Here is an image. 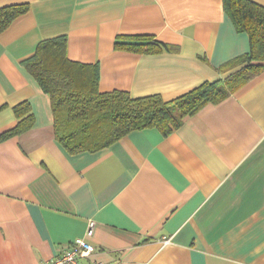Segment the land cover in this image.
<instances>
[{
  "label": "crops",
  "instance_id": "crops-1",
  "mask_svg": "<svg viewBox=\"0 0 264 264\" xmlns=\"http://www.w3.org/2000/svg\"><path fill=\"white\" fill-rule=\"evenodd\" d=\"M222 2L0 0L30 5L0 33V135L24 101L35 118L0 140V264H46L89 220L85 264H264V71L169 135L135 130L72 155L56 140L50 96L22 63L66 35L69 59L99 63L101 91L172 100L226 78L238 67H220L249 50ZM123 35L153 36L158 51L117 48Z\"/></svg>",
  "mask_w": 264,
  "mask_h": 264
},
{
  "label": "trees",
  "instance_id": "trees-1",
  "mask_svg": "<svg viewBox=\"0 0 264 264\" xmlns=\"http://www.w3.org/2000/svg\"><path fill=\"white\" fill-rule=\"evenodd\" d=\"M222 3L234 28L249 35V50L220 67H238L226 78L206 81L172 100L159 94L134 98L123 90L101 91L99 63L69 59L66 35L42 40L22 63L51 98L55 137L63 149L72 155L100 151L130 132L146 128H158L169 135L185 117L196 114L205 104L223 101L260 75L264 71V5L254 0ZM29 9L28 3L0 7V33ZM152 39L149 35H123L115 45L139 52L158 51ZM30 110L28 101L17 105L15 112L20 120L1 134L0 140L30 130L35 122Z\"/></svg>",
  "mask_w": 264,
  "mask_h": 264
},
{
  "label": "built area",
  "instance_id": "built-area-1",
  "mask_svg": "<svg viewBox=\"0 0 264 264\" xmlns=\"http://www.w3.org/2000/svg\"><path fill=\"white\" fill-rule=\"evenodd\" d=\"M95 220H89L85 235L77 237L62 254L56 256L46 264H85L84 259L90 258L94 253V245L91 243L90 238L94 235ZM92 264H104L103 262H93Z\"/></svg>",
  "mask_w": 264,
  "mask_h": 264
}]
</instances>
